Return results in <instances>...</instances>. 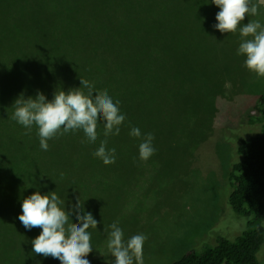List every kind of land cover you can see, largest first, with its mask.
<instances>
[{
    "label": "rangeland",
    "instance_id": "1",
    "mask_svg": "<svg viewBox=\"0 0 264 264\" xmlns=\"http://www.w3.org/2000/svg\"><path fill=\"white\" fill-rule=\"evenodd\" d=\"M251 3L257 15L250 18L264 23V0ZM170 6L161 21L170 45H156L148 77L141 74L138 84L137 127L142 135H154V155L147 161L116 158L108 166L95 159L91 171L76 178L74 189L61 197L69 201L61 205L67 211L80 201L98 222L89 229L90 264L113 259L104 230L115 221L125 239L147 236L143 264H172L189 250L214 243L216 233L235 240L247 229L246 218L237 224L222 216L232 191L229 174L237 147L232 137L241 129L244 137L256 132L245 118L243 125L240 121L241 115L254 113L253 104L264 94V77L250 73L236 54L238 32L221 34L212 27L219 9L210 0H178ZM195 113L196 121L188 122ZM1 226L0 264H57L32 252L39 227L26 230L16 212ZM259 258L264 264V247Z\"/></svg>",
    "mask_w": 264,
    "mask_h": 264
},
{
    "label": "trees",
    "instance_id": "2",
    "mask_svg": "<svg viewBox=\"0 0 264 264\" xmlns=\"http://www.w3.org/2000/svg\"><path fill=\"white\" fill-rule=\"evenodd\" d=\"M173 1L178 0H0V225L11 212L19 216L22 199L37 190L42 195L55 191L60 200L70 193L75 179L91 171L98 159L93 152L106 139L98 122L95 145L76 132L57 134L48 140L49 149L41 150L36 127L29 132L11 119L21 93L34 97L39 90L52 100L56 91L81 87L80 79L90 82L94 92L118 100L127 117L120 135L107 138V148L116 149V158L139 156L138 139L128 135L130 126L137 127L139 77H148L156 45H170L161 21ZM251 111L255 114L241 115L240 122L245 118L256 132L232 134L237 141L229 174L232 191L222 216L237 224L246 218V231L229 240L216 233L218 223L214 243H203L172 264H261L264 94ZM195 116L188 122L196 121Z\"/></svg>",
    "mask_w": 264,
    "mask_h": 264
},
{
    "label": "clouds",
    "instance_id": "3",
    "mask_svg": "<svg viewBox=\"0 0 264 264\" xmlns=\"http://www.w3.org/2000/svg\"><path fill=\"white\" fill-rule=\"evenodd\" d=\"M219 11L213 28L224 33H239L240 43L236 54L244 58V67L257 77H264V23L250 17L257 15V8L251 0H210ZM248 23H243L245 17ZM81 80V87L56 91L53 99L37 90L34 97L23 93L15 100L11 119L31 131L35 126L40 149H49L48 140L57 134L81 132L86 143L95 145L98 122L103 123V135L93 156L105 166L115 163L116 149L107 148L109 136H119L127 117L120 111V102L114 101L107 92H94L93 84ZM82 89H88L87 93ZM128 135L140 140L139 159L149 160L155 153L152 133L142 135L139 127L130 126ZM54 192L41 194L39 190L22 199L18 220L26 230L35 227L40 234L32 239V252L51 257L57 264H90L88 255L93 251L90 243V228H97V220L87 212L80 201L75 202L72 211H67ZM75 217L73 219L72 217ZM71 217V223L69 222ZM106 231V248L109 264H143V246L147 240L144 234H136L127 239L119 226V221L109 225Z\"/></svg>",
    "mask_w": 264,
    "mask_h": 264
}]
</instances>
